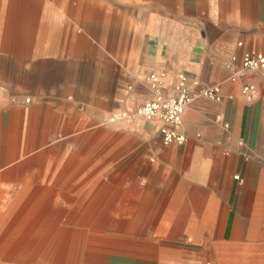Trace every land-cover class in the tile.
Instances as JSON below:
<instances>
[{
	"label": "crops",
	"instance_id": "obj_1",
	"mask_svg": "<svg viewBox=\"0 0 264 264\" xmlns=\"http://www.w3.org/2000/svg\"><path fill=\"white\" fill-rule=\"evenodd\" d=\"M50 2L56 4L50 17V50L79 57L97 49L98 44L89 41L102 28L94 18L64 14L58 0ZM143 2L145 28L142 36L133 37V65L121 64L116 56L102 58L93 87L80 81L55 82L63 64L49 66L52 76L42 90L49 88L51 97L43 95L33 105L31 138L45 107L41 138H55V154L39 167L51 164L56 178L69 180L67 189L88 177L110 178L109 186L116 187L123 172L133 171V207L115 208L133 211L129 224L147 228L148 239L133 238L144 244L135 249L137 255L152 254L160 264H202L207 254L213 262L204 264H264V76L240 69L245 53L264 51V0ZM39 19L41 34L42 12ZM113 44L119 46L116 40ZM153 72H165L166 95L172 94L179 74L188 79L193 100L181 124L173 128L184 142L165 145L160 120H137L133 156L123 168L125 156L101 153L113 139V130L94 128L106 125L107 114L150 99L143 79ZM123 76L129 80L127 91L121 86ZM248 84L256 88L252 102L240 91ZM212 86L219 87L221 101L198 95ZM8 94L0 91V171L12 163L24 165L27 122L32 123L30 108L10 111ZM149 239L203 244V252L200 260L191 262L181 252L158 249Z\"/></svg>",
	"mask_w": 264,
	"mask_h": 264
},
{
	"label": "bare ground",
	"instance_id": "obj_2",
	"mask_svg": "<svg viewBox=\"0 0 264 264\" xmlns=\"http://www.w3.org/2000/svg\"><path fill=\"white\" fill-rule=\"evenodd\" d=\"M58 1L64 14L76 17L94 18L105 8L99 2L87 3L88 0ZM40 12L43 17L41 34L36 27ZM113 12L110 7L107 8L110 24ZM53 13L51 4L44 0H0V43L7 44L5 47L0 46V53L6 51L10 54L9 61H0V79L5 75L11 78L15 92L22 89L24 81L27 82L26 77H20L25 72L24 65L37 57L40 50L48 51L52 46L49 28ZM25 103H31V98L26 97ZM32 106L28 113L32 120L31 127L34 114ZM47 158L46 155L33 156L24 165L16 164L0 173V264H15L12 262L21 260H25L24 264H84L85 251L137 256L133 236L130 235L133 234V225L117 224L112 217L118 212L116 208H86L83 205L96 194L93 191L84 193L78 200V204L82 205H79L73 218L86 221L79 225L72 224L85 230L52 228L63 217L70 220V209L57 206V193L50 188L55 184L51 164L46 165L44 174L37 175L33 171L34 165L38 167L37 163ZM72 212L74 214L75 211ZM104 229L108 232L103 233L101 230ZM119 232L128 235L120 236ZM140 246L139 249L144 244Z\"/></svg>",
	"mask_w": 264,
	"mask_h": 264
},
{
	"label": "rangeland",
	"instance_id": "obj_3",
	"mask_svg": "<svg viewBox=\"0 0 264 264\" xmlns=\"http://www.w3.org/2000/svg\"><path fill=\"white\" fill-rule=\"evenodd\" d=\"M117 1V2H116ZM122 1V2H121ZM44 2H48L51 4L53 11L56 10V4L51 3L50 0H44ZM99 2L102 6H105L104 9H101L99 13H97L96 17H94V24L96 26H101L100 31H95V34L90 36V42L93 44H98L97 49L91 50L88 52L82 53V56L77 57L79 53L72 52H56V51H39L37 57L32 58V60L24 65V73L21 76L26 77L27 82L24 81L23 88L19 91L15 92L14 86L15 84L11 81L7 75L0 79V89L1 91H7L8 94V102L9 109L13 111L15 108H30V106L38 103L40 99L45 95V99L51 97V90L48 88L47 92H43L45 85L43 82L48 80L52 74H50V65L55 64V62H62L63 68L62 72L53 77V81L58 83L63 82H73L80 81L81 83H85L88 87L95 86L96 78H98V66L100 65V60L113 58H120L121 64L123 62L130 63L133 65V37L136 35L138 37L142 36L145 28V20H146V6L145 3H142V0H88L87 3L93 4ZM129 2V3H128ZM107 3V4H106ZM128 4V5H127ZM133 5V7H132ZM115 6V7H114ZM118 6V8H117ZM112 9L114 11L112 24H110L109 18L110 14L107 13V8ZM128 8V9H127ZM128 12V13H127ZM112 17V16H111ZM39 16L36 20L37 31H39ZM99 21V22H98ZM126 21V22H125ZM109 23V24H108ZM99 24V25H98ZM75 27L83 30L79 24L74 23ZM131 27V28H130ZM120 28V29H119ZM17 30V28H15ZM35 30V29H34ZM101 31L106 32L104 35ZM129 33V34H128ZM122 36V37H121ZM129 37V38H128ZM1 39V37H0ZM111 40V41H110ZM118 41V47H115L113 41ZM128 40V41H127ZM0 46H7V44H1ZM42 47V45H41ZM44 47V45H43ZM120 50V51H119ZM54 54V55H53ZM1 59L6 63L10 59V54L6 51L1 52ZM81 55V54H80ZM9 56V57H8ZM8 57V58H7ZM39 57V58H38ZM57 59V60H56ZM131 65V66H132ZM69 66V70L67 71L66 67ZM27 68V69H26ZM77 71L79 72L77 75ZM128 78H121V86L124 90H128L129 82ZM96 91L90 90L89 94H95ZM31 98V103H24V98ZM36 100V102H35ZM7 102V103H8ZM35 102V103H34ZM33 107V106H32ZM126 108V109H125ZM133 107H124L122 110H132ZM46 108H43V117L40 119L38 123L37 129H35V138L34 140L31 138L32 136V127L27 122V137H26V158L27 160L30 157L37 155H46L47 160H50L51 155H54L55 152L52 150V146H55V138L45 139L41 138L42 136V126L44 119V112ZM109 114L106 115V118ZM5 121V116H4ZM111 128L113 139L110 143L106 144L101 150L103 154H122L126 158L122 163L123 168H126L130 163H126L125 161H129L133 156V122L122 123L117 125H109L104 124L102 127L95 126L94 129H102V128ZM119 127H121L119 129ZM123 127V128H122ZM34 144V147H33ZM29 151V152H28ZM53 153H52V152ZM61 153V152H60ZM10 164L5 170H8L14 167L16 164ZM47 164L44 165L42 169L37 165H34L33 171L37 175L44 174V170L47 168ZM3 170V171H5ZM0 171V172H3ZM41 180L39 179V182ZM68 179H64V177L56 178L55 184L51 185V190L57 193V206L61 208H69L70 209V220L69 218L63 217L61 220L57 221V226L52 228L58 230H85L84 227H73L74 225H79L81 222H86L84 220L73 219L74 215L77 214V210H79L78 200L82 197L83 191L89 192L94 191L97 192L86 204V208L92 206H100L104 208H121V207H133V171L127 170L123 172L121 178L116 181V187L109 186L113 180L110 178L101 179L100 181L97 179H93L92 177L85 178V180L78 179L77 184L80 186L75 187L74 189H67L66 183ZM85 182V186L82 187L81 183ZM101 183L100 187H97L96 183ZM94 184V186L92 185ZM91 185V187H90ZM96 185V186H95ZM74 191V193L72 192ZM100 192V193H99ZM104 194L106 195L104 197ZM105 199H104V198ZM72 211H75L74 214ZM76 213V214H75ZM114 217L117 224H129L133 217V211H121L112 215ZM135 222V221H133ZM68 223V225H67ZM66 227V228H65ZM147 228L145 227H136L133 226V238L144 236L143 238L146 240L148 237ZM103 233H107L106 229L101 230ZM120 236H126L127 233L119 232ZM151 239V238H150ZM155 244L158 249L166 250L170 249L173 251H178L188 256V260L192 262V258L197 261L200 260L201 253L203 252L202 247L203 244L197 243H188L184 241L170 243V242H157L155 240H150ZM145 242V241H144ZM147 243V241L145 242ZM142 244L141 242H133V247L135 249H139ZM206 246V245H204ZM37 253H40L39 251ZM91 260V261H90ZM93 260V262H92ZM91 263H88V262ZM25 260H21L19 262H12L15 264H24ZM212 263L213 258L207 254L205 259H203V263ZM84 264H160L159 260L154 258L151 255H122V254H112V253H103V252H93V251H85L84 252ZM39 264V263H37Z\"/></svg>",
	"mask_w": 264,
	"mask_h": 264
},
{
	"label": "built area",
	"instance_id": "obj_4",
	"mask_svg": "<svg viewBox=\"0 0 264 264\" xmlns=\"http://www.w3.org/2000/svg\"><path fill=\"white\" fill-rule=\"evenodd\" d=\"M232 61L235 60L233 56ZM241 70L259 73L264 76V51L257 53H245L241 60ZM165 72H153L148 74L144 83L150 90L152 97L137 105L132 110H120L111 112L106 124L117 125L137 120L151 121L158 119L163 126L160 128L162 141L165 145L171 143L182 144L184 136L177 134L173 128L179 126L182 116L193 100V94L188 85V79L184 74H179L172 86V94L166 95L163 88ZM235 77L232 81H235ZM241 94L247 102L256 98V88L253 85L241 87ZM198 95L214 101H221L220 89L217 86L207 87L198 92ZM237 179V178H236Z\"/></svg>",
	"mask_w": 264,
	"mask_h": 264
}]
</instances>
